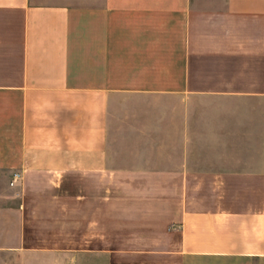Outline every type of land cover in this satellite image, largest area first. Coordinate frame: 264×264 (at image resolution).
<instances>
[{
    "label": "crops",
    "instance_id": "obj_1",
    "mask_svg": "<svg viewBox=\"0 0 264 264\" xmlns=\"http://www.w3.org/2000/svg\"><path fill=\"white\" fill-rule=\"evenodd\" d=\"M264 264V0H0V264Z\"/></svg>",
    "mask_w": 264,
    "mask_h": 264
},
{
    "label": "rangeland",
    "instance_id": "obj_2",
    "mask_svg": "<svg viewBox=\"0 0 264 264\" xmlns=\"http://www.w3.org/2000/svg\"><path fill=\"white\" fill-rule=\"evenodd\" d=\"M57 263L58 262H56V264ZM67 264H74V263L70 262V259H68ZM78 264H106V260L105 257L100 254L97 258H93L92 260L83 257L79 260Z\"/></svg>",
    "mask_w": 264,
    "mask_h": 264
}]
</instances>
